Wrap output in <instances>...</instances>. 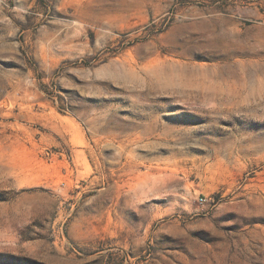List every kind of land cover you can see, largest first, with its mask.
Instances as JSON below:
<instances>
[{
    "label": "rangeland",
    "instance_id": "obj_1",
    "mask_svg": "<svg viewBox=\"0 0 264 264\" xmlns=\"http://www.w3.org/2000/svg\"><path fill=\"white\" fill-rule=\"evenodd\" d=\"M0 264H264V0H0Z\"/></svg>",
    "mask_w": 264,
    "mask_h": 264
}]
</instances>
